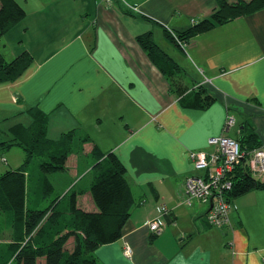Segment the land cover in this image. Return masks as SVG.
I'll return each instance as SVG.
<instances>
[{"label":"crops","instance_id":"0c3cea01","mask_svg":"<svg viewBox=\"0 0 264 264\" xmlns=\"http://www.w3.org/2000/svg\"><path fill=\"white\" fill-rule=\"evenodd\" d=\"M16 1L25 16L2 36L0 48L14 57L27 51L33 60L16 80L0 83V123L6 127L0 131L6 138L12 125H27L26 110L37 107L48 115V138L75 131L65 169L47 176V189L56 188L60 196L75 190L77 206L94 211L88 187L96 145L117 155L138 200L121 237L93 252L98 262L264 264V188L232 198L230 223L221 229L208 222L207 204H188L184 196L185 178L195 173L189 152L213 150L210 136L236 137L247 117L264 143V9L199 33L178 48L164 29L183 30L208 17L215 0ZM146 31L216 97L211 106L180 104L136 41ZM228 115L234 122L226 131ZM22 160L23 155L9 168ZM34 167L26 169V190L28 195L33 186L32 203L39 204L47 194ZM161 205L167 214H161ZM155 217L162 227L157 235L147 226ZM124 244L131 256L124 254Z\"/></svg>","mask_w":264,"mask_h":264},{"label":"trees","instance_id":"16d2710c","mask_svg":"<svg viewBox=\"0 0 264 264\" xmlns=\"http://www.w3.org/2000/svg\"><path fill=\"white\" fill-rule=\"evenodd\" d=\"M215 3L208 17L193 22L186 29L165 28L168 41L183 48L199 33L264 9V0H215ZM24 16L25 10L16 0H0V39ZM136 41L165 76L170 92L183 107L204 110L216 101V97L202 83L187 85L184 70L155 43L151 31L138 34ZM32 60L27 51L10 60L0 51V83L16 80ZM26 111L30 122L27 125H12L5 132L7 137L0 140V151L17 147L23 152V160L18 167L0 172V211L6 215L11 228V240L0 244V264H101L93 252L98 246L121 237L122 227L132 209L138 205L127 170L114 152L102 151L95 145L91 151L94 176L88 187L96 208L94 211L77 206L78 193L75 190L56 195L45 208L29 206L25 182L27 167L33 160L38 161L42 176L40 182L45 186L41 191L48 195L52 189L46 188V185L50 186L47 176L65 169L75 131H66L58 139L52 140L47 137L48 115L37 107H30ZM233 138L238 141L246 158L262 144L247 117H243L238 134ZM86 140L82 139L83 142ZM1 160L6 163L5 157ZM259 176L263 177L252 174L246 163L235 167L228 201L248 190L264 188V180ZM63 202L66 204L61 208ZM32 205L38 206L40 203Z\"/></svg>","mask_w":264,"mask_h":264},{"label":"built area","instance_id":"2783aa9c","mask_svg":"<svg viewBox=\"0 0 264 264\" xmlns=\"http://www.w3.org/2000/svg\"><path fill=\"white\" fill-rule=\"evenodd\" d=\"M233 122V116L228 115L224 122V130L227 131ZM207 145L213 146V150L189 152V159L195 173L185 178L184 196L188 204L192 201L207 204L208 222L221 229L230 223L228 192L233 185V171L240 163H246L252 174L264 177V143L253 149L247 158L240 149L238 141L225 134L210 136L207 139ZM160 212L168 213L165 205H161ZM158 218L155 217L147 222V226L154 235L162 231ZM123 252L126 256H131V247L124 244Z\"/></svg>","mask_w":264,"mask_h":264},{"label":"rangeland","instance_id":"374dc122","mask_svg":"<svg viewBox=\"0 0 264 264\" xmlns=\"http://www.w3.org/2000/svg\"><path fill=\"white\" fill-rule=\"evenodd\" d=\"M1 38H3V37H1ZM0 51L2 52V48H0ZM9 51H10V49H9ZM9 51H8V49H6L4 51L5 53L2 52L5 55V58L8 60H10L11 58L14 57V55H9ZM184 73L186 75L185 81H186L187 85L190 86L193 83V78L190 77V74L188 72H185V70H184ZM4 129H6V127L1 122L0 123V130H4ZM4 138L5 137H4L3 133L0 131V140L4 139ZM22 155H23L22 150L20 148H17V147H14V148L10 149L9 151H4V152L0 151V169L14 167V164H16V162H18L21 159ZM2 157L6 158V160H5L6 163L1 160ZM37 164H38V161L33 160L29 164V167L35 166L34 169L39 170ZM32 189H33V186L30 187V185H29V188H28L29 193H28L27 198H26L28 201V205L31 207L45 208L49 205L50 201L53 198H55L56 195L58 194L57 189L54 188V190L51 191L46 196V198L44 199V201L42 203H40V205L34 206V205H32V202L35 198V195L32 192ZM10 232H11V228L9 227L7 217L3 212L0 211V244H5L11 240ZM69 242H70V244H72V238H70Z\"/></svg>","mask_w":264,"mask_h":264}]
</instances>
